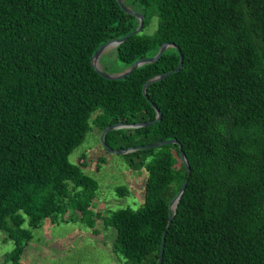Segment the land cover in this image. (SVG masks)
I'll return each mask as SVG.
<instances>
[{
  "label": "trees",
  "instance_id": "obj_1",
  "mask_svg": "<svg viewBox=\"0 0 264 264\" xmlns=\"http://www.w3.org/2000/svg\"><path fill=\"white\" fill-rule=\"evenodd\" d=\"M142 15L138 33L113 49L122 71L173 43L178 53L107 79L90 64L101 43L137 19L116 0H0V230L17 260L42 219L69 208L88 227L114 229L125 264H264V0H122ZM155 28L145 33L150 21ZM146 126L107 131L146 178L139 206L91 208L97 183L68 154L89 123ZM93 117H91V115ZM178 144L189 167L179 160ZM186 179L169 227L167 203ZM122 195L125 189L115 188ZM26 227H23V224Z\"/></svg>",
  "mask_w": 264,
  "mask_h": 264
},
{
  "label": "rangeland",
  "instance_id": "obj_2",
  "mask_svg": "<svg viewBox=\"0 0 264 264\" xmlns=\"http://www.w3.org/2000/svg\"><path fill=\"white\" fill-rule=\"evenodd\" d=\"M154 28L153 18L143 31L151 33ZM113 49L106 48L98 57L97 64L103 72L116 73L122 67ZM100 131L89 123L82 141L67 159L97 183L96 196L90 205L92 210L105 215L118 208L135 209L142 199L146 172L143 168L131 169L123 154L106 151L99 142ZM119 186L125 189L122 195L116 193L115 188ZM30 231L31 238L17 260H12L9 253L14 244L0 230V264H125V259L113 250L114 229L105 227L101 219H95L93 227H88L72 208L63 215V220L51 222L44 218Z\"/></svg>",
  "mask_w": 264,
  "mask_h": 264
},
{
  "label": "water",
  "instance_id": "obj_3",
  "mask_svg": "<svg viewBox=\"0 0 264 264\" xmlns=\"http://www.w3.org/2000/svg\"><path fill=\"white\" fill-rule=\"evenodd\" d=\"M117 5L120 7L121 10H123L125 13L127 14H132L135 16V18L137 19V25L135 27L134 30H132L131 32L119 37V38H115V39H109L101 44H99L93 51V53L90 56V64L92 66V68L99 73L101 76H103L104 78L107 79H120L123 78L124 76L128 75L129 72L135 68H137L138 66L145 64V63H150L153 62L155 60H157L159 58V56H161V54L169 47H173L175 48V50L178 53V62L176 64V66L172 69L169 70L167 72L158 74V75H154L150 78H148L142 85L141 87V93L143 96L146 97L145 95V87L149 84L152 83L154 81H157L161 78H164L166 75L172 73V72H176L179 67L181 66V54L178 50V48L171 42H165L163 44H161L157 51L151 55V56H145V57H141L135 61H133L128 67L124 68L122 71L116 72V73H106L103 72L98 64H97V60L99 55L108 47H113L115 48L118 44H120L122 41H124L128 36L132 35V34H136L139 32L141 26H142V15L137 14L133 11H131L128 7L124 6L122 3V0H116ZM154 111H155V117L154 119L150 120V121H146V122H140V123H129V124H125V123H112L109 124L107 126H105L99 134V142L101 144V146L108 152H112V153H117V154H125L134 150H138V149H142V148H150V147H156L162 144H168V143H175L176 141L174 139H168V140H162V141H156L153 143H149V144H141V145H136V146H129L127 148H122V149H111L110 147L107 146V144L104 142L103 136L104 134L112 129H118V128H136V127H141V126H146L148 124H151L155 121H158L160 119V112L158 111L157 108L153 107ZM178 154H179V160L182 162V164L185 167L186 170V174L189 173V167L188 164L186 162V159L184 157V154L180 148V145L178 144ZM186 184V179L183 180V182L181 183V185L179 186L177 192L172 196V198L168 201L167 203V222L165 225V229L162 232V236H161V243H160V250H159V255H161L162 252V247H163V239H164V234H165V230L169 227V224L171 222V218H172V214L175 210L177 201L185 187ZM156 264H160V256L157 259Z\"/></svg>",
  "mask_w": 264,
  "mask_h": 264
}]
</instances>
